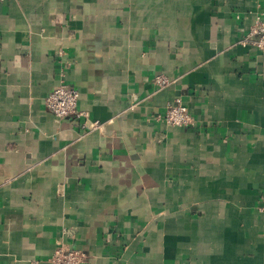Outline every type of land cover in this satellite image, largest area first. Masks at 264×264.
I'll use <instances>...</instances> for the list:
<instances>
[{
  "label": "crops",
  "instance_id": "1",
  "mask_svg": "<svg viewBox=\"0 0 264 264\" xmlns=\"http://www.w3.org/2000/svg\"><path fill=\"white\" fill-rule=\"evenodd\" d=\"M257 16L264 0H0V264L58 246L264 264V51L240 43ZM61 81L80 92L63 119ZM178 98L194 125L162 119Z\"/></svg>",
  "mask_w": 264,
  "mask_h": 264
},
{
  "label": "built area",
  "instance_id": "2",
  "mask_svg": "<svg viewBox=\"0 0 264 264\" xmlns=\"http://www.w3.org/2000/svg\"><path fill=\"white\" fill-rule=\"evenodd\" d=\"M240 43L264 51V17L257 16L254 19L249 31L243 36ZM62 74L64 75V70H62ZM154 82L158 88H164L172 83L173 79L167 75L159 74L156 75ZM79 98L80 92L77 88L61 81L46 97L45 104L54 116L63 119L77 113ZM83 114L87 115L86 113ZM162 119L174 126L188 127L195 124V118L189 107L180 98L168 104ZM99 126V121H94L91 125L92 128ZM260 211L264 212V196ZM85 261L86 255L83 251L63 246H58L50 258L51 264H84Z\"/></svg>",
  "mask_w": 264,
  "mask_h": 264
}]
</instances>
